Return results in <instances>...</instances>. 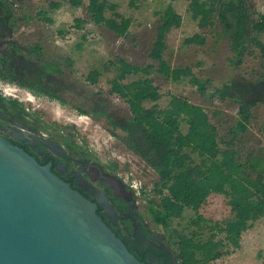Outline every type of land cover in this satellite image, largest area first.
<instances>
[{"label": "trees", "instance_id": "16d2710c", "mask_svg": "<svg viewBox=\"0 0 264 264\" xmlns=\"http://www.w3.org/2000/svg\"><path fill=\"white\" fill-rule=\"evenodd\" d=\"M68 1L73 7H80L84 3L83 0ZM6 2L0 0V34L7 28V22L4 25L3 19L1 20L2 14H6L10 26L15 27L10 23L13 17L11 4ZM60 6V3L51 4L52 9ZM131 6H135L134 0L131 1ZM85 9L91 23L102 25L120 37L129 33L131 19L118 13L116 5L109 0H87ZM188 9L192 20L197 22L200 29L213 27L216 19L223 24L229 32L233 52L231 62L234 67L238 68L247 55L254 53L253 49H258L264 69V44L260 40L261 36L264 37V13L256 12L250 0H191ZM107 11L111 12L110 17L106 16ZM155 14L158 16L156 35L149 51L152 63L139 66L118 58L117 74L109 81V93L123 100L128 110L119 113L110 106L107 99L100 98L99 95L93 100L91 112L80 107L76 109L82 115L93 113L104 117L111 135L118 137L116 131H121L124 135L118 139L157 175V181L153 184L155 198L148 199V214L153 225L164 231L160 237L163 246L154 242L139 243L131 231L128 235L124 228L115 227L108 222L100 207L97 213L125 243L128 250L145 264H213L229 255L230 247L239 249L242 234L264 217V150L250 149L243 152V147L240 146L253 118L252 108L257 104L264 105V75L262 73L254 79H233L208 92L209 80L197 77L191 67L172 68L164 58L167 36L171 30L181 26V15L172 4ZM37 15L45 22L52 23L46 11H40ZM20 19L29 23L31 17L23 16ZM84 22V19H75V28H81ZM59 33L63 34L62 31ZM184 43L203 46L206 38L194 34L186 38ZM31 50L38 56L41 55L39 45ZM17 51L21 52L20 49ZM38 59L39 64L36 66L31 64L23 68L17 59L0 54V79L26 89L35 96L64 103L54 90L55 83L49 82V78L64 76L72 67L71 60H57L51 65L50 62ZM103 70L107 71V66L90 71L86 81L96 85ZM153 73L165 81L177 83L187 80L201 96H208L210 105L215 100L234 103L237 105L238 119L233 126L227 128V134L222 135L218 126L211 122L207 110L186 98L171 95L168 107L159 109L155 103L162 98V94L151 78ZM132 75L140 77L126 83V79ZM147 103L154 105L146 107ZM0 111L11 121L26 125L35 134L55 136L58 138L55 142L69 152H76L83 158L92 155L86 145L76 142L74 127H70L74 131L72 135L64 134L63 127L58 128L56 124L42 120L41 116L28 110L16 99L0 95ZM219 114L214 112L212 115ZM182 123L187 127L185 133L181 130ZM3 137L9 143L23 148L41 165L55 163L51 155L44 159L38 155V149H46L38 141L36 147L32 148L26 139L17 140L10 135ZM111 166L112 169H117L116 163H111ZM51 170L91 200L73 179L61 176L54 166ZM141 193L147 197L144 188H141ZM212 194L225 197L226 204L230 207L232 218L222 224L212 223L200 214ZM186 209L195 214L191 225L196 229L189 234L174 227L175 222L178 221L179 224L182 220ZM136 217L140 222L139 230L150 240L151 233L141 222V215L136 213ZM205 232L209 235L203 239Z\"/></svg>", "mask_w": 264, "mask_h": 264}, {"label": "rangeland", "instance_id": "374dc122", "mask_svg": "<svg viewBox=\"0 0 264 264\" xmlns=\"http://www.w3.org/2000/svg\"><path fill=\"white\" fill-rule=\"evenodd\" d=\"M10 3V10L13 17L10 19V26L6 14H2L1 20L7 22V28L0 34V54H5L8 58L17 59L22 67L28 65L36 66L39 59L42 62L62 61L69 58L72 62L70 73L62 76H53L49 82H54L55 92L63 99L64 103L56 100H49L46 97L35 96L26 89L17 85L7 83L0 79V95L5 98L16 99L22 102L25 107L41 116V119L54 123L58 128L63 127L64 134L72 135L74 132L70 127H74L77 136H74L79 145H86L92 152L88 160L90 163H98L104 169L117 175L126 185H130L135 193L137 213L141 215L149 228L154 230L160 237L164 234L161 227H155L148 214L149 200L155 198L153 184L157 181V175L145 166L140 158L126 148L118 137L124 134L116 131L118 137L111 135L110 128L104 117L80 114L76 107H80L91 112L93 100L99 95L109 101L110 106L119 113L128 110L123 100L116 95L109 93V81L117 74L118 58L127 62L145 66L152 61L149 58V51L155 41L156 23L158 16L156 12L163 11L166 6L172 4L182 17V24L179 28L171 30L167 36V50L164 58L172 68L191 67L193 73L200 78L210 81L209 91L221 87L224 83L237 78L254 79L256 76L264 75L262 68V57L258 49H253L252 55H247L242 64L236 68L231 62L233 52L229 32L218 19L214 21L213 27L200 29L197 22L192 20L188 4L191 0H134L135 6H131L132 0H109L117 7V12L124 17L131 19L129 33L120 37L102 25H95L90 22L86 14L87 0H83V5L73 7L68 0H6ZM14 1V4L12 2ZM220 1V0H218ZM254 10L264 13L263 0H250ZM52 3H60L58 9H52ZM46 11L47 17L52 23H47L38 17L37 13ZM23 16L31 17L29 23L21 20ZM106 16L110 17L111 12L107 11ZM75 19H84L81 28H75ZM62 31L63 34H60ZM194 34H199L206 38L203 46L186 45L185 39ZM260 40L264 44V37ZM39 45L42 49L38 56L31 49ZM20 49L21 52H18ZM251 49V48H250ZM112 62V64H110ZM107 66V71L102 74L96 85H91L86 81L89 72L94 69H102ZM30 67V66H29ZM32 68V67H31ZM65 70V66L63 67ZM21 70H23L21 68ZM140 76H129L126 83L135 81ZM151 78L154 84L160 88L162 98L155 104L159 109H166L171 95L186 98L196 105L203 106L211 116V122L216 124L222 135L227 134V128L233 126L237 116V105L226 101L220 103L214 101L212 105L208 103V96H201L196 87L191 86L187 80L181 82L165 81L161 76L153 73ZM151 107L153 103L145 104ZM214 112H219L213 116ZM253 118L248 125V130L244 135L241 145L243 152L246 150H264V105L257 104L252 108ZM0 135L7 132L19 139H28L31 143L35 141H45L49 146L55 144L61 147L55 140V136L49 134H35L26 125L15 123L0 111ZM5 129V131H3ZM185 123L181 124L182 132H186ZM61 142V140H60ZM49 152L55 151L47 146ZM111 163L117 164V169H112ZM93 187H100L97 182L86 178ZM141 188L147 197L141 193ZM101 189V188H100ZM103 202L108 196L103 194ZM106 203V202H105ZM206 219L212 223H224L232 218L226 198L220 195H213L208 198V202L200 210ZM195 217L192 210L186 209L183 218L174 227L184 233H191L196 228L191 225V220ZM114 218V217H113ZM114 219H119V216ZM117 221V220H116ZM261 229V226H260ZM127 233V232H126ZM205 232L203 239L208 237ZM260 237V238H259ZM244 246L240 249L229 248L231 253L224 256L214 264H264V232L261 230L256 235L255 240L251 236L245 237Z\"/></svg>", "mask_w": 264, "mask_h": 264}, {"label": "water", "instance_id": "95a60500", "mask_svg": "<svg viewBox=\"0 0 264 264\" xmlns=\"http://www.w3.org/2000/svg\"><path fill=\"white\" fill-rule=\"evenodd\" d=\"M51 167L0 136V264H145Z\"/></svg>", "mask_w": 264, "mask_h": 264}, {"label": "flooded vegetation", "instance_id": "af4514ba", "mask_svg": "<svg viewBox=\"0 0 264 264\" xmlns=\"http://www.w3.org/2000/svg\"><path fill=\"white\" fill-rule=\"evenodd\" d=\"M3 131H5V129H3ZM7 135H10L17 140L23 139L13 136L11 132H7L6 135L0 136L3 137ZM26 140L32 148L36 147V141L31 143L30 140ZM37 141L46 147V149H38V155L42 159L46 158L48 155L53 156L55 163H48H51L52 167L54 166V169L61 176L73 179L76 185L83 188L89 198H91V201L95 202L98 205V208L100 207L102 209V214L108 222L115 227L124 228L128 235L131 231L136 237L135 240L139 243L149 244L154 242L163 246V243L160 241V236L154 230L149 228L143 218H141V222L145 228L150 231L151 239L147 240L141 230H139L140 222L136 217L138 210V206L136 205L137 197H135V193L130 185H126L125 181L109 170H105L104 167L98 163H90L88 157L83 158L76 152H69L63 146L57 147L55 144L49 146L45 141ZM47 146L50 149L52 148L55 151V154L49 152ZM85 177L94 180L100 187H93L88 180H85ZM103 192L105 196H108V198L106 197V203L103 202V195H101ZM117 216H119V219H114L117 218ZM166 250L169 251L168 248H166Z\"/></svg>", "mask_w": 264, "mask_h": 264}, {"label": "crops", "instance_id": "0c3cea01", "mask_svg": "<svg viewBox=\"0 0 264 264\" xmlns=\"http://www.w3.org/2000/svg\"><path fill=\"white\" fill-rule=\"evenodd\" d=\"M187 131V129H186ZM213 195H216V194H212L210 195L209 197L213 196ZM222 196V195H220ZM230 208V207H229ZM260 226H261V229H260ZM261 230V238H262V233L264 232V217L261 218L260 220H258L257 222L254 223V225L248 229L246 232H244L241 236V242H240V248L244 246V242H245V237L248 235V236H251V238H253L255 240V237L256 235H258V232ZM260 238V237H259ZM239 248V249H240ZM238 250V249H237ZM215 263V262H214ZM213 263V264H214Z\"/></svg>", "mask_w": 264, "mask_h": 264}]
</instances>
